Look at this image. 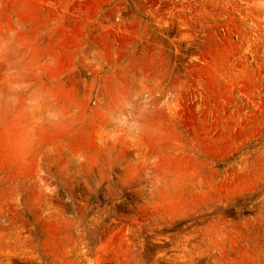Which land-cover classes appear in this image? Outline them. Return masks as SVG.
<instances>
[{
	"label": "rangeland",
	"instance_id": "374dc122",
	"mask_svg": "<svg viewBox=\"0 0 264 264\" xmlns=\"http://www.w3.org/2000/svg\"><path fill=\"white\" fill-rule=\"evenodd\" d=\"M0 264H264V0H0Z\"/></svg>",
	"mask_w": 264,
	"mask_h": 264
}]
</instances>
